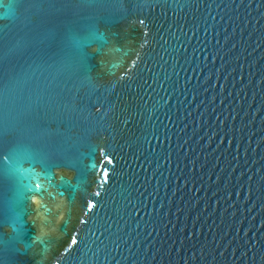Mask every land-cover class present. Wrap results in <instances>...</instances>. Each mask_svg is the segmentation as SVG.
<instances>
[{"label": "water", "instance_id": "water-1", "mask_svg": "<svg viewBox=\"0 0 264 264\" xmlns=\"http://www.w3.org/2000/svg\"><path fill=\"white\" fill-rule=\"evenodd\" d=\"M0 264H264V0H0Z\"/></svg>", "mask_w": 264, "mask_h": 264}, {"label": "snow or ice", "instance_id": "snow-or-ice-1", "mask_svg": "<svg viewBox=\"0 0 264 264\" xmlns=\"http://www.w3.org/2000/svg\"><path fill=\"white\" fill-rule=\"evenodd\" d=\"M93 3L99 4V5H103L109 2V0H92ZM96 55H103V49L102 48H97L95 53Z\"/></svg>", "mask_w": 264, "mask_h": 264}]
</instances>
